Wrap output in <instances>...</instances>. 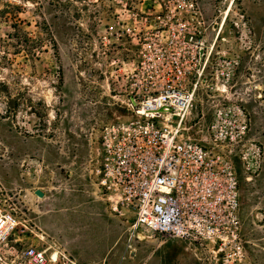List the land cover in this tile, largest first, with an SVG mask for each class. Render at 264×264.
Instances as JSON below:
<instances>
[{"label":"rangeland","instance_id":"rangeland-1","mask_svg":"<svg viewBox=\"0 0 264 264\" xmlns=\"http://www.w3.org/2000/svg\"><path fill=\"white\" fill-rule=\"evenodd\" d=\"M199 30L234 74L226 91L202 86L191 116L208 120L230 102L246 114L261 163L247 172L233 161L245 249L264 264V0H0V200L19 222L0 264H20L29 245L75 264L212 263L208 252L158 235L137 239L131 256V212L114 211L89 173L103 128L127 116L130 71L145 59L156 76L192 52L183 34Z\"/></svg>","mask_w":264,"mask_h":264},{"label":"built area","instance_id":"built-area-1","mask_svg":"<svg viewBox=\"0 0 264 264\" xmlns=\"http://www.w3.org/2000/svg\"><path fill=\"white\" fill-rule=\"evenodd\" d=\"M176 21L180 26L188 22L182 17ZM183 42L192 52L167 62L156 76L143 68L145 59L141 69L130 71L127 95L121 100L127 116H117L103 128L89 159L92 184L119 215H124L123 209L131 212L126 252L137 239L158 235L208 252L211 264H252L244 245L233 157H240L247 172L255 171L262 151L248 139L240 104L217 103L208 120L203 111L197 120L191 116L198 90L203 86L226 91L234 70L231 61L214 57L212 47H205L201 30L183 34ZM18 223L14 210L0 200V246L8 244ZM19 263L75 264L38 245L24 247Z\"/></svg>","mask_w":264,"mask_h":264},{"label":"water","instance_id":"water-1","mask_svg":"<svg viewBox=\"0 0 264 264\" xmlns=\"http://www.w3.org/2000/svg\"><path fill=\"white\" fill-rule=\"evenodd\" d=\"M201 55H202V48L200 49V58H199L198 67H199L200 64H201ZM204 82H205V78H203V80H202V84H204ZM34 192H35V194H36L37 196H39V197H43V196H44V192H43L42 190H40V189H36ZM134 251H135V249L132 248V249H131V252H130V255H131V256L134 255Z\"/></svg>","mask_w":264,"mask_h":264}]
</instances>
